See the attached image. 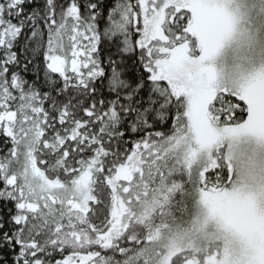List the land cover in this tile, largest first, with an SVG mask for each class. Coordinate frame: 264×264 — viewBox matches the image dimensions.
I'll list each match as a JSON object with an SVG mask.
<instances>
[{
    "label": "snow or ice",
    "instance_id": "snow-or-ice-1",
    "mask_svg": "<svg viewBox=\"0 0 264 264\" xmlns=\"http://www.w3.org/2000/svg\"><path fill=\"white\" fill-rule=\"evenodd\" d=\"M0 264H264V0H0Z\"/></svg>",
    "mask_w": 264,
    "mask_h": 264
}]
</instances>
